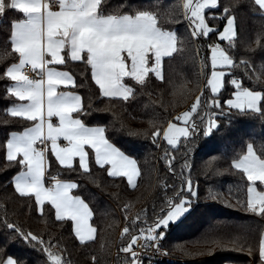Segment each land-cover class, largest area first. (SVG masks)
I'll return each instance as SVG.
<instances>
[{
    "label": "snow or ice",
    "instance_id": "6c2138e0",
    "mask_svg": "<svg viewBox=\"0 0 264 264\" xmlns=\"http://www.w3.org/2000/svg\"><path fill=\"white\" fill-rule=\"evenodd\" d=\"M253 2L264 14V0ZM105 3L106 0H0V17L9 10L23 14V18L11 22L3 57H0L7 58L10 46L11 53L17 54L18 59L0 75V79L6 77L12 82L6 86V95L14 98L13 104L6 112L13 118L30 122L24 131H12L6 141L7 161L20 169L10 183L20 197L35 198L41 215L47 203L55 210L57 221H72L75 238L87 246L96 233V228L89 224L93 211L79 195L71 194L78 188L77 183L56 180L51 187L45 186L46 154L50 151L55 157L53 163L64 169L89 174L86 149H90L95 165L102 169L109 166L105 169L107 176L126 178L132 189L137 188V177L141 173L137 160L110 142L104 126H88L81 118L99 109H92L90 102L85 104L74 91L60 90L61 87L75 88L77 84L69 71L60 70L58 66L66 67L68 61H83L90 66L99 97L107 98L109 103L126 102L135 98L138 91L143 93L153 81L161 85L173 83L165 58H169L168 68H171L174 54L183 57L186 47L194 54L207 47L211 53L210 68L207 61L201 59L198 77L203 79V87L197 85L199 94L188 110L175 116V122L166 121V127L158 126L155 119L149 121L152 144L159 149L162 139L170 146L162 159L173 180L172 184L165 183L164 188L171 187L173 195H166L159 211L153 205L151 215L146 211L138 213L125 224L121 234L120 251L127 254L122 264H154L156 257L167 255L165 240L175 222L189 214L194 199H199L198 185L192 178L197 141L210 137L219 128V118L231 114L232 110L238 115L258 116L264 120V90L245 87L242 80L233 75L237 68H244L247 75L249 62L245 59L237 62L232 54L237 44L236 18L219 0H183L182 4L163 13L136 6H129L127 13L119 7L106 11ZM221 8L219 17L210 15ZM181 17L188 33L183 39L161 23V19L178 23ZM220 21L224 22L222 28ZM256 43L259 45L261 40L258 38ZM192 59L195 63V55ZM26 66H30L34 76L25 74ZM256 82L264 84L259 76ZM226 83L231 85L232 98L223 99ZM183 87L181 94L187 95L190 90ZM143 135L148 137L149 133ZM60 141L66 144L62 146ZM173 151H183L178 170ZM77 157L78 164L74 167ZM211 167L210 161L208 169ZM230 169L247 182L246 199H237L236 204L264 219V145L257 149L253 143H247L246 151L231 159ZM216 174H220L219 171ZM175 181H179L178 187ZM209 198L216 200L218 196L210 192ZM0 224L5 229V238L0 244V264H31L30 251H6L7 245L17 240L22 241L26 249L45 255L50 264H69L52 250L51 239L45 240L41 234L25 230L6 217ZM206 243L222 250L231 247L250 254L258 251L259 264H264V232L260 234L257 247L248 242L247 236L211 239ZM211 252L209 248L207 253L197 255ZM92 261L96 264L95 256Z\"/></svg>",
    "mask_w": 264,
    "mask_h": 264
},
{
    "label": "trees",
    "instance_id": "16d2710c",
    "mask_svg": "<svg viewBox=\"0 0 264 264\" xmlns=\"http://www.w3.org/2000/svg\"><path fill=\"white\" fill-rule=\"evenodd\" d=\"M182 2L183 0H106L104 8L112 11L119 7L127 13L130 11L129 6H136L163 13ZM219 2L222 6L229 7L236 18L237 44L232 50L234 58L237 62L241 59L249 62L247 75L244 68L235 69L233 75L240 78L245 87L264 90V84L256 82L257 76L264 80V14L254 5L253 0ZM212 14L219 17L222 15V8L213 10L210 15ZM19 18H23V14L15 10H9L5 16L0 17V57H3L11 22ZM161 23L166 30L176 31L182 39L188 35L183 17L178 23L164 19H161ZM223 23H219L221 28ZM258 38L261 40L259 45L256 43ZM7 51V58L0 59V75L11 63L18 62L17 54L11 53L10 46ZM174 56L171 68H168L169 58H165V67L173 83L161 85L159 81H153L143 93L138 91L135 98L126 102L109 103L107 98L99 97L98 87L91 79L90 66L83 61H68L66 67L61 66L76 80L77 87L72 90L81 95L85 104L90 102L92 109H99L91 110L90 115L81 118L88 126H104L110 142L136 159L141 173L137 188L132 189L125 178L107 176V166L102 169L95 165L91 150H88L89 174H84L82 170L64 169L58 163H53L55 157L50 151L46 154L47 181L55 175L61 180L74 181L78 188L72 191L73 195H79L93 211L90 222L96 228V233L95 238L87 242V246L81 245L75 238L72 221H57L55 210L47 203L44 206L45 213L41 215L35 205V198L20 197L15 192L14 184L10 183L20 169L7 161L6 141L12 131L22 132L30 126V122L7 114L6 109L12 106L14 98L6 95V86L12 82L6 77L0 79V220L6 217L25 230L41 234L45 240L51 239L54 245L52 250L60 253L69 264H93L92 256L96 257V264H122L127 255L120 251L125 224L142 211L151 215L153 205L159 211L166 195H173L171 187L164 188L165 183L172 184L173 180L162 159L165 149L170 146L162 139L159 149L152 144L149 121L155 119L161 127H166L169 119L175 122L174 117L188 110L199 94L196 91L197 85L203 87V79L198 77L201 59L206 60L210 68V50L207 47L200 48L195 54L190 47H186L183 57ZM183 86L190 90L187 95L181 94ZM231 90L230 83H226L223 99L232 98ZM174 91L177 95H173ZM205 91L207 92L206 89ZM106 108L108 110H104ZM218 122L219 128L210 137H201L195 145L192 161L195 171L192 178L198 185L199 199H194L190 213L185 214L171 228L165 240V250L174 260L163 264H259L258 251L250 254L247 250H233L231 247L222 250L206 243L211 239L247 236L248 242L257 247L260 234L264 232V219L244 211L236 204L237 199H246L247 182L234 174L235 170L230 169L231 159L242 150L246 151L247 143H253L257 149L264 145V120L258 116L238 115L236 110H232L231 114L221 116ZM144 132H148L149 136L145 137ZM171 154L176 156L174 163L178 170L183 160V151H173ZM210 161L212 167L208 169ZM77 164L78 161H75L74 167ZM217 171L220 174H216ZM175 184L178 187L179 181H175ZM210 192L217 194L218 198L210 199ZM4 233L5 229L0 224V244L5 238ZM209 248H212L211 254L197 255L207 253ZM6 251H30L31 264H50L45 255L26 249L19 240L9 243Z\"/></svg>",
    "mask_w": 264,
    "mask_h": 264
},
{
    "label": "built area",
    "instance_id": "2783aa9c",
    "mask_svg": "<svg viewBox=\"0 0 264 264\" xmlns=\"http://www.w3.org/2000/svg\"><path fill=\"white\" fill-rule=\"evenodd\" d=\"M24 72H25V74H27V75H29V76H34V74L32 73V71H31V68H30V66H26L25 67V69H24ZM53 178H55V179H53ZM58 179V176H52L51 178H50V180H49V182H50V186H52V182H54V181H56ZM139 251H143L142 249H140ZM166 251V250H165ZM167 252V251H166ZM145 259H147L146 257H145ZM173 258L172 257H170L169 255H168V253H167V255H161V256H158V257H156L155 258V260H154V264H163V263H172L173 262Z\"/></svg>",
    "mask_w": 264,
    "mask_h": 264
},
{
    "label": "crops",
    "instance_id": "0c3cea01",
    "mask_svg": "<svg viewBox=\"0 0 264 264\" xmlns=\"http://www.w3.org/2000/svg\"><path fill=\"white\" fill-rule=\"evenodd\" d=\"M210 56H211V53H210ZM79 62V61H78ZM58 68L60 69V70H65V69H63V68H61V66H58ZM65 71H67V70H65ZM75 79V78H74ZM60 90H71V91H73L72 90V88H69V89H64L63 87H61V89ZM78 94V93H77ZM80 95V94H79ZM187 111V110H186ZM55 119V118H54ZM60 143H61V145L62 146H64L65 144H66V142H64V141H60ZM50 147V146H49ZM87 151L88 150H90V149H86ZM89 152V151H88ZM75 161H78V157L75 159ZM74 161V162H75ZM107 167H109V166H107ZM47 170H48V165H47ZM126 179V178H125ZM57 180H60L61 182H74V181H70V180H61V179H59V177H58V179ZM137 180H138V177H137ZM56 181H54V182H52V184H54ZM75 183V182H74ZM45 186L46 187H51L50 186V182H48L47 181V171H46V173H45ZM74 190V189H73ZM72 190V191H73ZM71 194L73 195V193L71 192ZM82 199V198H81ZM86 203V202H85ZM91 221V220H90ZM89 221V224L91 225V222ZM73 223V222H72ZM92 226V225H91ZM94 238H95V236H94Z\"/></svg>",
    "mask_w": 264,
    "mask_h": 264
},
{
    "label": "rangeland",
    "instance_id": "374dc122",
    "mask_svg": "<svg viewBox=\"0 0 264 264\" xmlns=\"http://www.w3.org/2000/svg\"><path fill=\"white\" fill-rule=\"evenodd\" d=\"M228 264H233V263H228Z\"/></svg>",
    "mask_w": 264,
    "mask_h": 264
}]
</instances>
